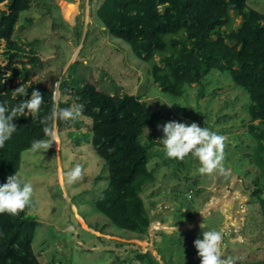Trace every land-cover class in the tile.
I'll return each instance as SVG.
<instances>
[{
    "label": "rangeland",
    "instance_id": "1",
    "mask_svg": "<svg viewBox=\"0 0 264 264\" xmlns=\"http://www.w3.org/2000/svg\"><path fill=\"white\" fill-rule=\"evenodd\" d=\"M103 1L31 0L14 35L37 58L31 63L29 52L16 58V67L31 70L26 84L50 86L61 93L62 81L71 88L94 83L112 95L133 94L146 102L153 115L147 132L158 142L162 132L157 126L173 119L224 135V166L230 172L200 174L198 161L190 155L177 164L176 159L168 161L162 147L149 149L148 168L155 181L144 187L141 197L152 221L147 234L136 236L113 225L95 208L97 197L108 186V167L92 148L91 119L81 116L43 154L25 150L21 155L18 172L34 189L27 209L37 222L34 254L44 264H152L151 259L157 264H200L193 242L202 230L215 228L225 233L222 259L264 261V224L249 198L251 176L245 174V167H251L242 156L246 149L235 137L242 135L248 121L242 109L250 103L247 93L227 71L219 70L207 73L199 85L184 87L182 96L162 92L151 78L149 64L105 29L97 16ZM7 3H0V9L6 10ZM247 4L264 14V0H247ZM240 21L237 17L235 25ZM4 50L1 41L3 66L8 63ZM22 78H14L12 84H20ZM76 164L82 166L83 178L69 184L64 173ZM186 208L194 218L183 216ZM237 235L244 237V243L234 242ZM138 250L149 256L141 260Z\"/></svg>",
    "mask_w": 264,
    "mask_h": 264
},
{
    "label": "trees",
    "instance_id": "2",
    "mask_svg": "<svg viewBox=\"0 0 264 264\" xmlns=\"http://www.w3.org/2000/svg\"><path fill=\"white\" fill-rule=\"evenodd\" d=\"M5 1L7 9H0V44L4 41L8 63L0 64V101L15 104L22 97L14 99L13 91L24 86L29 96L34 89L40 91L44 103L37 119H14L17 131L0 149V184L19 171L21 155L31 142L46 138L41 119L49 114L54 93L50 86H28L31 70L15 66L16 58L27 52L31 55L28 60L37 63L33 52L14 38L20 14L30 9L31 0L0 3ZM97 16L112 36L128 43L134 54L149 64L151 78L162 92L182 96L184 87L199 85L207 73L219 70L227 71L232 82L247 93L250 103L242 109L248 121L242 135L235 137L246 149L242 156L251 167H245L246 176H251L249 198L264 224V14L250 8L247 0H104ZM237 17L241 21L235 25ZM21 76L22 82L13 85L12 80ZM60 88L61 107L83 105L81 116L92 121V148L108 167V186L97 197L96 210L118 228L136 236L147 234L152 219L141 195L144 187L155 181L148 168V152L162 145L147 132L153 115L146 102L129 93L112 95L94 83L71 88L62 81ZM76 121H57L59 136ZM27 209L17 215L0 214V264H44L33 252L37 222ZM188 210L183 216L194 218ZM254 226L260 228L256 222ZM138 256L148 257L149 252L139 251ZM227 261L264 264L263 260L252 263L235 257Z\"/></svg>",
    "mask_w": 264,
    "mask_h": 264
},
{
    "label": "clouds",
    "instance_id": "3",
    "mask_svg": "<svg viewBox=\"0 0 264 264\" xmlns=\"http://www.w3.org/2000/svg\"><path fill=\"white\" fill-rule=\"evenodd\" d=\"M60 96L59 90H55L50 112L41 119V123L45 125L43 132L46 138L34 139L26 150L28 153L40 155L46 152L54 142L59 143L60 136L55 126L57 121H76L81 117L83 105L73 103L69 107H61ZM17 97L22 99L12 105L6 101H0V149L17 131L14 119L21 116H30L32 120L37 119L41 105L44 103V96L40 91L34 89L29 96L24 86L13 91V98L17 99ZM157 128L162 132V137L158 140L167 158L184 160L190 155L193 160L198 161L200 174L210 175L214 172L222 175L229 174L230 170L224 166L226 140L224 135L207 127H200L195 122L187 123L175 119L158 125ZM64 175L69 184L81 180L82 166L76 164ZM33 191L32 183L23 173L15 171L14 174L7 176L5 182L0 184V214L17 215L26 207H31ZM224 236L223 229L209 228L201 231L193 242L200 264H231L230 261L222 259ZM234 242L242 244L244 237L237 235Z\"/></svg>",
    "mask_w": 264,
    "mask_h": 264
},
{
    "label": "water",
    "instance_id": "4",
    "mask_svg": "<svg viewBox=\"0 0 264 264\" xmlns=\"http://www.w3.org/2000/svg\"><path fill=\"white\" fill-rule=\"evenodd\" d=\"M163 228H165V227H163Z\"/></svg>",
    "mask_w": 264,
    "mask_h": 264
}]
</instances>
